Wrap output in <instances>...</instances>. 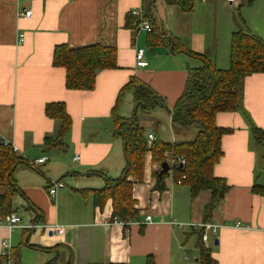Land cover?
<instances>
[{
	"label": "crops",
	"instance_id": "crops-1",
	"mask_svg": "<svg viewBox=\"0 0 264 264\" xmlns=\"http://www.w3.org/2000/svg\"><path fill=\"white\" fill-rule=\"evenodd\" d=\"M28 10L30 18L20 16ZM134 10H141L150 33L136 28ZM237 12L264 44V0L232 5L194 0L190 11L175 0H0V142L15 147L24 161L13 172L21 195L13 198L11 213L21 227L0 226V264H7L1 257L3 240L9 250L20 248L21 264L28 250L46 254L44 264H64L70 255L72 264H202L203 249L215 264H264V140L258 144L252 134V128L264 134V74L244 79L243 112L216 115V127L227 132L213 176L223 179L228 191L210 213L204 207L211 192L193 197L185 183L178 185L170 155L164 161L168 172L161 176L164 189L157 188L163 163L154 162L149 151L156 141L194 140L197 131L175 128L171 111L183 93L188 68H201L205 60L221 70L229 67ZM64 44L115 48L117 68L99 72L92 91L67 90L65 70L52 66L55 46ZM140 49L147 63L143 68L135 62ZM131 77L167 108L136 110L128 91L111 116ZM49 103H63L72 122L66 146L52 150L43 147L56 130L44 113ZM134 115L147 146L141 181L127 178L137 215L125 227H104L113 218L112 200L101 206L96 192L126 168L116 119ZM148 135L154 140L149 142ZM43 157L44 163H35ZM57 181L64 188L52 200L49 185ZM207 224L216 227L215 233ZM54 225L64 227L63 235L49 231Z\"/></svg>",
	"mask_w": 264,
	"mask_h": 264
},
{
	"label": "trees",
	"instance_id": "trees-1",
	"mask_svg": "<svg viewBox=\"0 0 264 264\" xmlns=\"http://www.w3.org/2000/svg\"><path fill=\"white\" fill-rule=\"evenodd\" d=\"M252 0H248L251 4ZM183 11H190L194 0H175ZM240 9V8H239ZM171 52L176 46L169 43ZM190 56L201 58L195 53ZM202 59V58H201ZM201 68H188L187 79L181 97L171 111V121L175 128L193 127L197 133L189 142L163 143L154 142L149 151L154 162L164 163L167 156L182 158L184 166L172 167L174 178L185 177V183L195 197L201 191H210L211 198L204 207L205 213H210L222 200L228 191L223 179L213 176V168L222 156L221 139L227 130L216 127L215 118L222 112H243V82L253 74H264V44L262 40L248 32L239 12L236 14V29L232 33L230 44L229 67L225 70L216 68L208 61ZM52 66L65 70V88L74 91H92L95 79L103 70L116 69V49L98 44L72 48L67 45L55 46L52 56ZM133 94L136 110H151L161 105L160 98L145 84L131 77L128 83L119 91L112 114L119 107L121 97L126 92ZM45 116L54 121V134L44 139L43 147L52 150L66 146V138L71 128V118L63 103H49L44 109ZM117 134L124 143L126 168L115 180H107L104 189L96 192L99 205L108 199L112 200L113 219L126 223L136 218L133 208L132 184L128 177H136L138 182L143 171L144 154L147 151L146 137L137 125L136 115L131 119H116ZM252 134L258 144H262L264 134L261 130L252 128ZM24 163L23 159L13 150L11 145L0 142V220L7 219L14 211L12 200L21 195L14 179L15 168ZM157 188L163 190L162 177L157 180ZM124 225L123 227H125ZM202 264H215L207 250L201 251ZM9 264H21L19 249L10 250L4 259ZM49 264H56V261ZM64 264H72V256Z\"/></svg>",
	"mask_w": 264,
	"mask_h": 264
},
{
	"label": "built area",
	"instance_id": "built-area-1",
	"mask_svg": "<svg viewBox=\"0 0 264 264\" xmlns=\"http://www.w3.org/2000/svg\"><path fill=\"white\" fill-rule=\"evenodd\" d=\"M239 0H228V3H230L231 5L232 4H236ZM202 2H204V0H202ZM31 14H32V11L28 10V11H24L23 13H20V16L23 17V18H30L31 17ZM131 15L133 17L136 18V28L137 29H143L144 31H147V32H151V27L150 25L146 22L145 18L142 16V12L141 10H134L131 12ZM135 62H136V67H140V68H143V67H146L147 66V63L146 61L144 60V51L143 50H138L135 54ZM147 139L149 142L153 141L154 140V137L153 135H148L147 136ZM5 145H10L9 143L7 142H3ZM12 146V145H11ZM13 147V146H12ZM13 150L14 151H17V149L15 147H13ZM78 159V157L75 158V160ZM47 160L46 157H43L39 160H37L35 163H44L45 161ZM34 164V163H32ZM184 166V160L182 158H172L171 159V166L172 167H177V166ZM185 177L182 176V178L177 181V184H181L182 181H184ZM64 188V184L61 183L60 181H57V182H52L50 183L49 185V189H48V194H49V197L54 200L56 198V195H57V192L60 190V189H63ZM147 222L150 221V217H147ZM20 218L18 216H16L15 214H12L10 215L6 221H2L0 220V226L4 225L6 227H8L9 230H13L15 228H18V227H21L19 226L20 224ZM119 225V226H124V225H127L128 223H124V222H121L120 220L118 219H113V220H110L109 222L105 223L104 224V227L106 226H113V225ZM174 224H177V225H180L182 226L181 224H178V223H175ZM238 224V223H237ZM37 226L36 225H30L28 226L27 228L29 229H34L36 228ZM204 227H208V228H212L213 229V232L215 233V226H212V225H204ZM49 231H53V229L55 230V232L58 234V235H63L64 233V227H61V226H58V225H54L52 227H48ZM207 235L206 234H203L201 239H202V242L205 243L206 240H207ZM1 246H2V253H1V257L3 259H6L8 256H9V253H10V250H9V244H8V241L7 240H3L1 242ZM9 264V263H7Z\"/></svg>",
	"mask_w": 264,
	"mask_h": 264
},
{
	"label": "rangeland",
	"instance_id": "rangeland-1",
	"mask_svg": "<svg viewBox=\"0 0 264 264\" xmlns=\"http://www.w3.org/2000/svg\"><path fill=\"white\" fill-rule=\"evenodd\" d=\"M196 5H197V2H196ZM13 206H14L15 209H17L15 201L13 202ZM18 213H19L20 216H25L24 211H22L20 208H18ZM23 220H25V219H23ZM32 242H34V241H32ZM18 249H19V253H20V248H18ZM24 251H26V250H24ZM26 254L27 255H25V257H24V263L25 264H44V262H45L44 261L45 260L44 257H45L46 254H44L42 252H35V251H32V250H28L26 252Z\"/></svg>",
	"mask_w": 264,
	"mask_h": 264
},
{
	"label": "water",
	"instance_id": "water-1",
	"mask_svg": "<svg viewBox=\"0 0 264 264\" xmlns=\"http://www.w3.org/2000/svg\"><path fill=\"white\" fill-rule=\"evenodd\" d=\"M168 164L166 162H164L162 165H161V170H160V173H159V176L161 177L163 174L167 173L168 172ZM182 166L180 165L179 166V169H181Z\"/></svg>",
	"mask_w": 264,
	"mask_h": 264
},
{
	"label": "bare ground",
	"instance_id": "bare-ground-1",
	"mask_svg": "<svg viewBox=\"0 0 264 264\" xmlns=\"http://www.w3.org/2000/svg\"><path fill=\"white\" fill-rule=\"evenodd\" d=\"M3 221V220H2ZM6 221V220H5Z\"/></svg>",
	"mask_w": 264,
	"mask_h": 264
}]
</instances>
